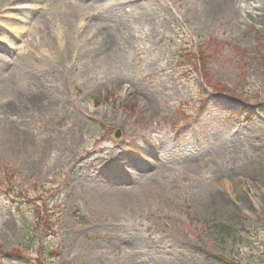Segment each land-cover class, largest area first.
<instances>
[{"label":"rangeland","instance_id":"obj_1","mask_svg":"<svg viewBox=\"0 0 264 264\" xmlns=\"http://www.w3.org/2000/svg\"><path fill=\"white\" fill-rule=\"evenodd\" d=\"M72 4L50 42L41 0L0 5V264H264L263 109L235 102L264 103V0Z\"/></svg>","mask_w":264,"mask_h":264},{"label":"bare ground","instance_id":"obj_2","mask_svg":"<svg viewBox=\"0 0 264 264\" xmlns=\"http://www.w3.org/2000/svg\"><path fill=\"white\" fill-rule=\"evenodd\" d=\"M6 0H0V5H8L12 0H8L7 4L5 2ZM15 1V0H14ZM44 4L45 9H41L36 13L35 21L38 20L41 23L42 30L44 31V34L42 35V39L44 41H54V38H52L50 33L48 32V29L51 28H57L59 31V34L62 36L63 41L68 40L70 38L74 39L75 36V18L74 15L70 12L66 13V10L73 7L74 4H72V1L74 0H41ZM205 5L207 6L209 12L211 14H219V13H227L231 19H234L236 24L238 23V14L235 9V6L232 4L233 1L236 0H202ZM260 14H264V6L262 8L259 7L257 10ZM208 12V13H209ZM92 24V23H90ZM95 24L91 25V27H94ZM97 25H101V30L99 34L104 35V38L109 40L110 46L114 45L115 43V36H118L119 29L113 28V26H104L106 23L102 21L101 23H98ZM10 26H6L3 28V31H10L13 32ZM2 37L0 38V42L6 41L7 34L3 32ZM20 43V42H19ZM1 54V53H0ZM122 191V188L116 187V188H106L104 189V193L102 194V201L109 200L108 198H116L117 196H114V194H118ZM113 202V201H112Z\"/></svg>","mask_w":264,"mask_h":264},{"label":"trees","instance_id":"obj_3","mask_svg":"<svg viewBox=\"0 0 264 264\" xmlns=\"http://www.w3.org/2000/svg\"><path fill=\"white\" fill-rule=\"evenodd\" d=\"M262 49H263V52H261V54L259 56H260L261 61L264 63V46ZM199 58H200V55L197 54L196 55V61L197 62L199 61ZM241 103H242L241 106H243L244 108H246L247 106H249V107L253 106V107H257L256 109H258V108L263 109V111H261V112L264 113V104L250 105V104L246 103L245 101H241ZM51 225H52V222L49 219H46L44 214L41 215L40 217L36 218L35 221L33 222V228L35 227V229H37V231H39L40 237L43 239H46L49 236L53 235V231H52L53 228ZM216 231L222 237H225L227 239L233 238L232 237V231L226 227H218V228H216ZM236 264H239V263H236Z\"/></svg>","mask_w":264,"mask_h":264},{"label":"water","instance_id":"obj_4","mask_svg":"<svg viewBox=\"0 0 264 264\" xmlns=\"http://www.w3.org/2000/svg\"><path fill=\"white\" fill-rule=\"evenodd\" d=\"M113 138H114L115 141H118L119 140V133L115 132L114 135H113Z\"/></svg>","mask_w":264,"mask_h":264}]
</instances>
